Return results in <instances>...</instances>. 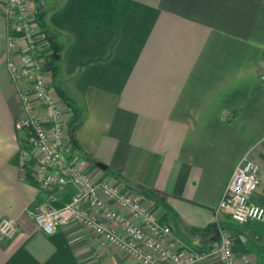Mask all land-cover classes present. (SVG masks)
<instances>
[{
  "label": "crops",
  "instance_id": "0c3cea01",
  "mask_svg": "<svg viewBox=\"0 0 264 264\" xmlns=\"http://www.w3.org/2000/svg\"><path fill=\"white\" fill-rule=\"evenodd\" d=\"M33 2L61 45L51 86L81 110L71 136L66 104V153L85 172L132 192L183 246L214 239L190 228L216 222L223 188L248 149L259 166L253 200L264 205V0ZM6 33L0 12V219L18 226L0 241V264H140L87 228L45 234L29 215L67 202L73 188L45 191L35 180L38 158L16 127V89L29 84L12 82ZM219 223L237 264H257L264 224Z\"/></svg>",
  "mask_w": 264,
  "mask_h": 264
},
{
  "label": "built area",
  "instance_id": "2783aa9c",
  "mask_svg": "<svg viewBox=\"0 0 264 264\" xmlns=\"http://www.w3.org/2000/svg\"><path fill=\"white\" fill-rule=\"evenodd\" d=\"M34 8L33 0H0V12L7 23V70L14 83L22 78L29 84L25 89H16L21 110L16 127L26 131V143L38 158L34 171L38 186L45 191L68 184L73 188L67 202L44 203L37 211L29 212L37 227L50 234L59 226L77 224L102 236L140 264H204L213 260L237 264L232 237L219 218L264 224V205L253 200L259 166L250 149L234 165L218 200L214 239L204 248L181 245L171 224L132 192L90 175L66 153V104L47 80L49 69L45 67L50 54ZM17 230L16 219H0V241L11 239Z\"/></svg>",
  "mask_w": 264,
  "mask_h": 264
},
{
  "label": "trees",
  "instance_id": "16d2710c",
  "mask_svg": "<svg viewBox=\"0 0 264 264\" xmlns=\"http://www.w3.org/2000/svg\"><path fill=\"white\" fill-rule=\"evenodd\" d=\"M34 14H35L36 23L43 30V33L46 37V41L48 42V45L51 46L53 50H56L57 52L56 54L59 55L61 45L58 43V41L55 38V34L49 28V26L47 25L45 21V18H44L45 11L42 10L40 6H36L34 8ZM51 58H52V73H53L52 79H53L57 73L56 63L58 59L53 58V57ZM55 90L59 94V96L63 99V101L67 104V106L69 107L72 113V119H71L70 126H72L73 124L78 125L81 120V110L74 104V102L67 95L64 94V92L60 88L55 86ZM216 228H217L216 224L212 222L203 228L191 227L190 230L193 233L201 235L203 240L206 241L207 239H213L215 237Z\"/></svg>",
  "mask_w": 264,
  "mask_h": 264
},
{
  "label": "rangeland",
  "instance_id": "374dc122",
  "mask_svg": "<svg viewBox=\"0 0 264 264\" xmlns=\"http://www.w3.org/2000/svg\"><path fill=\"white\" fill-rule=\"evenodd\" d=\"M42 1V0H41ZM43 31V30H42ZM47 42V41H46ZM48 47V52H49V54H50V57L47 55V60H48V62H47V65H46V67L45 68H47V69H49L47 72H46V74H47V80H48V82H49V85L51 84V79H52V76H53V73H52V58H51V53L53 52V48L51 47V46H49V45H47ZM20 80H22V78L20 79ZM13 83H14V81H12ZM51 86V85H50ZM51 88H52V90L55 92V93H57L56 92V90H55V88L53 87V86H51ZM58 94V93H57ZM59 95V94H58ZM63 100V99H62ZM66 104V103H65ZM18 129V128H17ZM257 254L259 255V252H257ZM257 264H264V256H261L260 255V258H259V261H257Z\"/></svg>",
  "mask_w": 264,
  "mask_h": 264
},
{
  "label": "water",
  "instance_id": "95a60500",
  "mask_svg": "<svg viewBox=\"0 0 264 264\" xmlns=\"http://www.w3.org/2000/svg\"><path fill=\"white\" fill-rule=\"evenodd\" d=\"M57 52H56V50H53V52H52V57L53 58H59V55L58 54H56ZM76 127V124H73V126H72V128H71V136L73 135V130H74V128ZM96 165H98V166H101V167H105V166H103V165H101V164H96Z\"/></svg>",
  "mask_w": 264,
  "mask_h": 264
}]
</instances>
